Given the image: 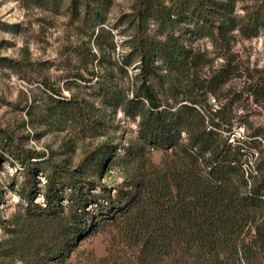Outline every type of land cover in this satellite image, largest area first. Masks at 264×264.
I'll use <instances>...</instances> for the list:
<instances>
[{
  "label": "trees",
  "instance_id": "16d2710c",
  "mask_svg": "<svg viewBox=\"0 0 264 264\" xmlns=\"http://www.w3.org/2000/svg\"><path fill=\"white\" fill-rule=\"evenodd\" d=\"M29 1L49 7L63 0ZM111 6L112 0L67 4L97 49L85 52L86 69L88 63L105 67L103 73L93 69L91 78L73 74L69 89L85 88L86 95L61 98L44 82L52 123L104 140L75 168L54 152L15 143L0 128L3 150L26 173L17 191L27 201L7 244L0 242V264L64 259L94 228L111 224L135 237L141 264H264V131L233 136L245 116L233 114L232 102L214 108L206 97L239 73L235 31L249 36L264 28V0L245 15L236 14L235 0H137L119 25L108 18ZM122 24L124 52L112 59L113 29ZM204 38L225 59L208 81L196 70L209 58L192 44ZM250 75L248 93L264 101V69ZM119 110L137 121L138 135L127 146L112 140L109 114ZM151 149L164 152L160 162ZM38 192L44 206L34 202Z\"/></svg>",
  "mask_w": 264,
  "mask_h": 264
},
{
  "label": "rangeland",
  "instance_id": "374dc122",
  "mask_svg": "<svg viewBox=\"0 0 264 264\" xmlns=\"http://www.w3.org/2000/svg\"><path fill=\"white\" fill-rule=\"evenodd\" d=\"M261 1L235 0L236 14L245 15L257 8ZM69 2L63 0L57 5L46 7L29 0H0V128L6 130L15 143L44 151L47 155L54 152V158L58 161L68 160L76 168L83 156L105 137L79 136L70 127L59 129L52 123L45 113L48 91L44 82L52 83L59 91L55 95L61 98H69L73 92L83 96L87 92L85 88L73 85V89H69L75 82L73 74L80 71L91 78L93 69L103 73L105 67L93 68L88 63L89 69H86L85 52L90 46L94 51L97 49L90 32L82 29L77 15L67 8ZM136 3L137 0H112L109 20L119 25V19L131 14ZM124 26L122 24L113 29L117 47L109 55L112 59L121 58L124 52L121 45L123 36L119 35V30ZM192 44L209 58L207 64L196 70L199 79L208 81L225 59L218 56L217 48L208 38L194 40ZM232 51L239 73L233 75L214 94L209 92L206 97L214 108L221 103L232 102L233 114L243 115L247 121L237 122L232 131L236 133L243 126L244 135L247 136L256 130L264 131V101L257 100L247 91L252 82L251 72L264 69V28L249 36L236 30ZM129 73L132 74L131 68ZM117 75L118 80L129 85L126 76L121 73ZM109 116L115 124L111 133L113 141L127 146L136 140L137 121L120 110ZM257 138L262 140V137ZM263 147L264 140L260 148ZM0 153V242L7 244L6 240L11 236L10 228L25 212L27 201L19 195L17 189L26 173L3 150L1 142ZM150 156L158 163L164 157V152L151 149ZM112 177L122 181L117 173ZM37 178L40 180L37 188H42L45 178L40 174ZM103 180L109 181V177ZM111 189L113 193L116 191L114 186ZM34 202L44 206L41 192L36 194ZM93 230L66 258L49 264H141L140 246L133 235L125 233L127 229L111 224ZM17 264L25 263L19 261Z\"/></svg>",
  "mask_w": 264,
  "mask_h": 264
},
{
  "label": "built area",
  "instance_id": "2783aa9c",
  "mask_svg": "<svg viewBox=\"0 0 264 264\" xmlns=\"http://www.w3.org/2000/svg\"><path fill=\"white\" fill-rule=\"evenodd\" d=\"M244 131H245V127L240 126L238 128V130L236 131V133L233 134V136H237V137H243L244 136ZM243 133V134H242ZM234 137H232L233 140Z\"/></svg>",
  "mask_w": 264,
  "mask_h": 264
}]
</instances>
